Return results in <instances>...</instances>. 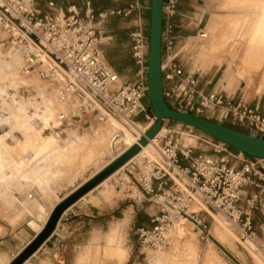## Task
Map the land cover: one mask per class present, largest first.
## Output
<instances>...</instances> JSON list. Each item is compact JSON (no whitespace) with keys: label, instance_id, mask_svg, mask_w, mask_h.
I'll return each mask as SVG.
<instances>
[{"label":"rangeland","instance_id":"obj_1","mask_svg":"<svg viewBox=\"0 0 264 264\" xmlns=\"http://www.w3.org/2000/svg\"><path fill=\"white\" fill-rule=\"evenodd\" d=\"M180 1H185L186 4L193 2V0H179L178 12ZM194 2H196L197 10L203 12L206 9L202 19L200 18L201 20H193L199 25L197 31L203 29L212 10L218 9L220 17L213 16L215 17V24L218 25V19L220 24L218 27L216 25V32L208 34L206 30L208 36L203 45L212 42L215 46V56L230 61L229 68H231L233 75H231L230 80L228 75V80L230 82L235 81V83L231 89L225 88L227 86L226 80H224L226 72L231 73L227 71L228 65L224 63L220 66L219 60H210L208 55L206 60L209 61L204 63V66L193 68V63L198 62L197 57L203 45L196 48L192 63L189 51H183L181 60L183 69L191 66V71L192 68L193 71H196L207 67L201 72L207 73L213 69V74L216 68L222 67L216 76V79L221 77L218 87L229 93L241 83L237 93L251 107H256L254 103L259 100L258 108L261 112L264 111V94H258L260 86V89L264 90L262 89V85L264 86V54H258V50H260L258 47L249 48L244 43V36L259 14L264 5V0H194ZM205 4L213 9L205 8ZM148 11L149 15L146 19L144 17V24L145 37L149 44L150 7ZM132 16L135 17V15L129 17ZM197 18L195 19L197 20ZM178 19L177 14L174 18L175 25L179 24ZM5 39V33L0 31V115L2 114L1 116H6L9 119V125L3 123L1 124L2 129H0V145L2 144L0 146V264L7 263L17 249H23L20 253L25 251L38 235L36 233L39 226L45 224L53 208L73 190L75 191L78 185L110 160L112 156L127 149V145H131L118 143L116 147L114 144L111 146L112 148H109L111 139L106 138L104 140L106 142H104L99 139V135L102 131L101 127L104 128L111 121L102 123L104 126L98 123V111L89 110L79 103L74 95L67 94L64 90L67 80L60 78L56 72L46 78H41L35 73L23 74L16 67V62L9 53ZM126 43H129V46ZM118 44L116 47L112 43L108 46L103 43L100 49L106 65L117 71L121 70V73L119 71L121 83H128L133 78V71L132 73L129 71L134 70L130 42L127 40ZM248 48L252 52V56L250 54L249 57L252 63L241 67L238 75L244 78L239 79L237 69L240 66V56L246 55ZM237 50L240 53L238 55L236 54ZM254 53L256 55L253 56ZM66 95L69 96V99ZM3 103L4 105H2ZM144 105L148 116L154 117L148 91L144 98ZM131 121L138 123L136 126L139 129L147 123L143 114H139ZM163 124L165 128L170 127L175 131L174 138L179 140V147L186 146L182 137L180 138V134L198 138L193 139L195 144L187 145L191 149L192 157L204 155L222 162L227 168L234 170H241L246 165L248 157L245 154L242 153L240 156L239 153L241 152L227 145V152L230 155L225 152L217 153L216 149L212 145L206 144L205 141L213 145H218L221 142L200 131L169 120L163 121ZM223 126L264 139V136L255 135L248 129L230 127L227 124ZM115 131L114 127L111 128L109 135L114 134ZM73 135L81 137L86 135L85 138L87 136L88 138L84 139L83 137L84 142L81 144L78 142L72 144L75 140L72 139ZM156 156V160H159L157 153ZM179 159L183 167L189 166L188 161L184 160L182 156ZM257 160V162L256 160L253 161L257 165L254 171L249 174L252 184L243 188L241 198V206L245 210L248 209L247 201L254 199L253 207L248 214L251 219V232L253 233L250 238L248 237L250 234L243 236L235 224L233 227L225 218H222V215L216 214V211L205 206L209 211L201 210L194 213L196 212L195 208H193L194 212L187 211V215L191 216L192 213L197 222L182 213L183 218L170 229L163 244L142 247L137 229H151L153 227L151 220L159 213L162 199L146 195L138 183V189L132 186L133 189L130 192H125L124 185H121L120 182L115 185V181L112 180L109 184L110 188L103 191V193L106 192L103 195L105 199L114 195L111 200L115 197L123 199L125 196L131 197L133 200L135 193L139 192L137 199L141 198L143 202L107 203L112 206L115 205V209H117L115 217L117 219L122 218L125 214L128 223L125 226L123 223H120L122 225L119 226L117 223L119 232L114 235L115 239L112 237L110 240L103 239L106 225L103 222L100 223L101 233L95 237V242L100 248L97 257L98 264H258L254 259L255 257L264 261V160ZM135 174H128V176L132 177ZM171 187L174 190L175 187L172 185ZM121 189L124 194L117 195L116 192L121 191ZM101 190L102 188L96 189L91 194H86L87 198L84 197L85 203H93L95 210L100 209L103 203L91 202V199L93 196L97 197ZM84 198L79 199L75 204L84 203ZM216 216L221 217L223 224L236 236L237 240L233 241L232 238L228 240L231 246L226 244V241L222 243L216 239L217 232L214 231L219 230L217 227L221 229L215 221ZM188 222L192 226L199 227L201 234L195 237L192 250L186 253L183 249V243H185L183 237L187 230L179 231L174 228L185 223L192 233H197L198 228H193ZM248 239L253 240L256 244V246L254 244L255 248L250 247V251ZM223 240L225 239L223 238ZM88 242L89 240L85 237L84 244ZM103 248H107L111 253L109 257L115 259L105 257L101 252ZM121 249L126 250V256L123 260L118 254ZM37 251L38 249L23 264H26Z\"/></svg>","mask_w":264,"mask_h":264},{"label":"built area","instance_id":"obj_2","mask_svg":"<svg viewBox=\"0 0 264 264\" xmlns=\"http://www.w3.org/2000/svg\"><path fill=\"white\" fill-rule=\"evenodd\" d=\"M178 3L179 0H163L162 7L161 79L165 104L173 111L264 136V113L258 106L251 107L242 98L232 100L222 93H203L197 78L184 71L181 60L186 50L178 47L174 24ZM52 7L48 3L42 9L36 0H0V31L6 35L8 50L19 55L21 71L37 72L39 77L46 78L62 70L67 80L66 91L77 96L89 109L98 111L100 122L109 117L132 122L131 119L143 114L147 123L153 124L155 118L148 116L144 105L148 91V42L142 0H131L127 9L111 13L123 17L135 15V25L129 35L133 78L120 85V75L102 57L100 47L104 42L95 27L96 17L89 1L85 0L83 14L75 6L69 7L65 14H55L50 12ZM106 16L100 13L97 18L104 20ZM199 37L205 39L206 34L200 32ZM45 66L47 70H43ZM161 129L164 133L154 138L159 162L151 165L130 162L126 166L127 174L136 173L138 185L146 195L162 199L159 213L151 220L153 227L137 229L141 246L163 244L166 233L183 218L182 213L197 222L192 213L187 215L197 199L223 213L243 236L250 234V238L253 233L248 214L254 199L247 201L245 210L241 198L243 188L252 184L249 174L258 160L248 158L241 170H234L204 155L192 157L189 146L179 147L173 129L165 128L164 124ZM205 143L212 145L217 153H228L223 143ZM180 156L188 161V167L181 165Z\"/></svg>","mask_w":264,"mask_h":264},{"label":"crops","instance_id":"obj_3","mask_svg":"<svg viewBox=\"0 0 264 264\" xmlns=\"http://www.w3.org/2000/svg\"><path fill=\"white\" fill-rule=\"evenodd\" d=\"M88 1L96 17L95 27L106 46L112 43L114 46L117 47L119 45L118 43L129 40V35L135 25V17L132 16L127 18V17H121L117 14L112 15L111 13H117L118 11H123L127 9L131 0H88ZM36 3L42 9L46 8L48 3H52L53 7L50 9V12L55 14H65L67 9L71 6H75L81 14H83L85 10V0H36ZM142 4L144 8L143 15L146 19L148 18L149 15L148 8L150 7V0H142ZM204 7L213 9L211 6H208L207 4H205ZM198 10L196 8V2H194V0L192 3L187 2V4L185 3V1H180L179 12H178L179 24L177 25V29H176V33L178 35L179 48L185 49V45L190 39L199 38L200 32L205 33L206 30L208 34L212 32H216L215 30L217 29L216 28L217 24H215L214 21L215 17L213 15L218 16V18L220 17L218 9L214 8L212 10V12L209 15L207 23L205 24L203 29L199 31H197L199 25L197 24V22L195 23L193 20L198 21L200 18L202 19V17L206 12V9L203 12L202 10L199 11ZM263 11H264V5L261 7L259 14L253 20L252 25L249 31L247 32L246 36H244V43H246L249 46V48L253 46L258 47L260 49L258 50V54L260 55L264 54V12ZM100 13H105L107 15L104 20H100L97 18V15ZM195 18H197V20ZM219 24L220 21L218 19L217 27L219 26ZM126 44L127 46H129V43ZM203 47L207 49L210 60H219L221 62V64H219L220 66H222L224 63L228 65L227 71L231 73L230 74L228 72L226 73L229 75V80H230L231 75H233L231 68H229L230 61L226 59H220L215 56V46L212 42H207V44L203 45L201 48ZM236 54L237 55L240 54L238 50ZM250 54L252 56L251 50L248 49L246 55L240 56L241 60L239 63L240 66L237 69V75L243 65H248L252 63L249 59ZM254 55H256V53H254L253 56ZM212 64H218V63H212ZM110 68L116 71L120 75L121 70L117 71L112 67ZM193 68H194V63H193ZM193 68L191 71V66L189 68L185 67L184 71L197 78L198 88L203 93L216 92V93H222L227 98L232 100L239 98L243 99V97L237 93L241 83L235 90L229 93L218 87L219 80L221 77L216 79V76L218 71L222 67L220 69L216 68L213 74H212L213 69L207 73L201 72L205 70L207 67L196 71H193ZM132 71L133 69H131L129 73H132ZM238 77L239 79L244 78V77H240L239 75ZM231 82L233 87L235 81H231ZM260 88L261 86L258 88V94H264V90L260 91L261 90ZM254 104L255 106H258L259 100L255 101ZM262 113H264L263 110ZM78 136L79 135H73L72 139H76L78 138ZM76 142L81 144L83 141H73L72 144ZM117 155L118 154L112 156L110 160L106 161L98 170L93 172L91 176H89L87 179H85V181H83L80 185H78V187L75 188V190L78 189L80 186L84 185L96 174H98L111 161H113V159ZM132 162H134V160ZM136 162H140V161L137 160ZM126 166L123 167L121 170H119L116 174H114L112 176L113 178L111 177L107 182L101 184L96 188V189L102 188V190L100 191V194L97 197L96 196L92 197L91 202L98 201L100 203H103L100 209L95 210L93 203H85L86 202L85 198L83 199L84 203H76L75 205H73L61 216L50 238L38 249V251L30 258L29 261L26 262V264H98L97 257L99 255L100 248L97 246L95 242V237L99 233H101L100 232L101 228L99 227L100 223L103 222L106 225L104 230L106 232H104V237H103L104 240L105 239L108 240L110 231L116 227L117 223L118 224L123 223V226L127 225L128 223V219L126 218L125 214H123L122 218L117 219L115 217V214L117 212V209H115V205L112 206L107 203H142L143 202V199L141 198L137 199L139 197V192L137 194L135 193V199L133 200L131 199V197H128L130 198L128 199L126 196L123 199H117L115 197L113 198V200L111 199L114 195L108 197V199H105L103 197V195L105 194V193L102 194L103 191H105L107 188L108 189L110 188L109 184L112 180L115 181V185L118 184L119 182L121 183V185H124L125 192H130L133 189L132 186L138 189L137 176L135 177L136 174L134 173L135 175L134 176L132 175V177L128 176V174H126V169H127ZM120 193H123L122 189L121 191L116 192L117 195ZM43 226L44 224L39 226L36 234L40 233ZM85 237L89 240L87 244H84ZM22 250L23 249H19V250L17 249V251L13 255L11 254L12 256L10 257V259H8L7 263L5 262V264H10L17 257V255L20 254ZM123 251L126 254V251L124 249ZM101 252L105 257H108V259H115L109 257L111 253L110 251H108L107 248H103Z\"/></svg>","mask_w":264,"mask_h":264},{"label":"water","instance_id":"obj_4","mask_svg":"<svg viewBox=\"0 0 264 264\" xmlns=\"http://www.w3.org/2000/svg\"><path fill=\"white\" fill-rule=\"evenodd\" d=\"M162 7L163 0H150L147 87L151 110L155 118L154 123L138 141L137 145H133L124 151L98 175L56 205L43 230L11 264H23L50 238L63 213L135 157L141 147L145 146L148 140L153 139L159 133L165 120L174 121L200 131L245 154L250 159L264 160V139L230 129L219 122L192 117L167 107L163 99L161 79Z\"/></svg>","mask_w":264,"mask_h":264},{"label":"bare ground","instance_id":"obj_5","mask_svg":"<svg viewBox=\"0 0 264 264\" xmlns=\"http://www.w3.org/2000/svg\"><path fill=\"white\" fill-rule=\"evenodd\" d=\"M264 12V11H263ZM205 34H206V38L205 39H201L200 37L199 38H196V39H190L187 43H186V45H185V49H187V51H189V53L191 54V63H192V61H193V59H194V55H195V51H196V48H198V47H200V45H203L206 41H207V32L205 31ZM211 45V44H210ZM212 46V45H211ZM211 48V47H210ZM249 49V48H248ZM9 53L11 54V56L14 58V61L16 62V67L21 71V60H20V57H19V55L16 53V52H14V51H10L9 50ZM207 55H208V52H207V49H205L204 47L202 48V50L199 52V54H198V57H197V59H198V62L196 63V64H194V68L196 69V68H198V67H201V66H204V63H206V62H208L207 60H206V58H207ZM47 66H45V67H43V70H47ZM198 70V69H197ZM22 72V71H21ZM23 74H25L24 72H22ZM38 74L37 72H33V73H30V74ZM56 73H57V75H59V77L60 78H64L65 79V76H64V72H62V70H56ZM239 74V73H238ZM224 80H226L225 82L227 83V86H225V88L227 89V90H229L231 87H232V82H230L229 80H228V74H226L225 75V79ZM66 83H67V81H66ZM120 84H122L121 83V81L119 82V85ZM37 89V88H36ZM262 89H264V86L262 85ZM64 90H65V92L67 93V94H71V95H74V94H72V93H70V92H68V91H66V85H65V88H64ZM262 91V90H261ZM53 96V95H52ZM56 97V96H55ZM66 97L69 99V96L68 95H66ZM74 97L77 99V101L79 102V103H81L82 105H84L85 106V104H83L79 99H78V97L77 96H75L74 95ZM14 99H15V97H13ZM11 101V100H10ZM8 103V102H7ZM2 105H4V103L2 104ZM7 105V104H6ZM86 107V106H85ZM4 108V107H3ZM29 108H30V106H29ZM86 108H88L89 109V107H86ZM35 109V108H34ZM17 110V109H16ZM26 110V109H25ZM90 110V109H89ZM2 111L4 112V110L2 109ZM1 111V112H2ZM23 112V111H22ZM18 113V112H17ZM8 114V113H7ZM2 115V114H1ZM0 115V129H2L1 128V124H8V121H9V119H8V117H6V116H1ZM20 116V115H19ZM21 117H22V115H21ZM27 118V117H26ZM25 118V119H26ZM24 120V119H23ZM107 121H111V123H108V124H106V126L103 128V127H101V129H102V131H101V134L99 135L98 133V135H99V139L101 140V141H104V140H106V138H108V139H111V141L109 142V148H112L111 146H113L114 144V146L116 147L117 145H118V143H124V144H131V145H127L128 146V148L127 149H129L130 147H132L133 145H137L138 144V141L145 135V133H146V131L152 126V124L151 123H147V124H145L144 126H141L142 128L141 129H139L136 125L138 124H136V123H133V122H130V121H128V120H126V119H124V118H122L121 120H116V119H114V118H112V117H109V118H107V119H105L103 122H100V121H98V123H106ZM154 123V122H153ZM9 125V124H8ZM103 125V124H102ZM25 126V125H24ZM104 126V125H103ZM8 127V126H7ZM115 128L116 129V131H115V133L114 134H112V135H109L110 134V132H111V128ZM98 131H99V129H98ZM164 133V129H160V131H159V133L156 135V136H158V135H162ZM12 134V133H11ZM116 135V136H115ZM86 136V135H85ZM85 136L83 135V137H84V139H86V138H88V136L85 138ZM114 136V137H113ZM1 137V136H0ZM83 137H81V136H78V138H76L74 141H83L84 142V139H83ZM113 137V138H112ZM155 138V137H154ZM151 139V140H148V142H147V144L145 145V146H142L141 147V149H140V151H139V153L135 156V157H133L130 161H128L124 166H122L119 170H121L123 167H125L127 164H129L130 162H132L133 160H134V162H136L137 160H139L140 162L139 163H142V162H146V164H149V165H151V164H153V163H156V162H159V160L157 159L156 160V158H155V156H156V153H157V155H158V157H160V155H159V150H158V147L156 146V141H155V139ZM182 139L184 140V144L187 146V145H189V144H195L196 142H195V140H193V139H195V138H191V137H189V135H187V134H183L182 135ZM114 141H115V143H114ZM104 142H106V141H104ZM4 143V142H3ZM2 145V144H1ZM0 145V146H1ZM4 145V144H3ZM120 146V145H119ZM126 146V147H127ZM127 149H124V151H126ZM155 151H154V150ZM117 150V149H116ZM124 151H122V152H120L116 157H118L119 155H121ZM154 153H155V156H154ZM116 157L114 158V159H116ZM157 157V156H156ZM114 159H113V161H114ZM112 162V161H111ZM110 162V163H111ZM109 163V164H110ZM108 164V165H109ZM107 165V166H108ZM106 166V167H107ZM105 167V168H106ZM104 168V169H105ZM103 170V169H102ZM101 170V171H102ZM118 170V171H119ZM100 171V172H101ZM118 171H116L114 174H116ZM99 172V173H100ZM98 173V174H99ZM98 174H96V175H98ZM113 174V175H114ZM95 175V176H96ZM113 175H111L109 178H107L106 180H104L101 184H104L105 182H107ZM94 176V177H95ZM93 177V178H94ZM113 178V177H112ZM92 179V178H91ZM90 179V180H91ZM89 180V181H90ZM89 181H87V182H89ZM86 182V183H87ZM85 183V184H86ZM101 184H99L98 186H100ZM97 186V187H98ZM81 187V186H80ZM79 187V188H80ZM96 187V188H97ZM78 188V189H79ZM96 188H94L93 190H95ZM77 190V189H76ZM75 190V191H76ZM92 190V191H93ZM75 191H73V192H75ZM92 191H90L87 195H89ZM72 192V193H73ZM104 193H106V192H104ZM103 193V194H104ZM109 193V192H108ZM69 195H71V194H69ZM68 195V196H69ZM105 195V194H104ZM67 196V197H68ZM84 197H86V196H84ZM83 197V198H84ZM104 197V196H103ZM66 198V197H65ZM63 201V200H62ZM61 201V202H62ZM60 202V203H61ZM55 208V207H54ZM53 208V209H54ZM193 208H195L194 210H196V212H194L193 211ZM201 210H204V211H209L206 207H205V205L204 204H202L198 199L196 200V202L191 206V207H189V212H194V213H198L199 211H201ZM53 211V210H52ZM52 213V212H51ZM51 213H50V215H49V218H50V216H51ZM216 214H220V215H222V218H225L233 227H235V225H234V223L233 222H230L226 217H225V215L223 214V213H221V212H219V211H216L215 212ZM212 215V214H211ZM214 217V216H213ZM48 218V219H49ZM48 219H47V221H48ZM222 219H221V217L220 218H218L217 216H216V218H215V221H216V223L218 224V226L219 227H221V229L220 228H218L217 227V229H219L218 231H214V232H217L216 233V235H215V237H216V239L218 240V241H220V242H222V243H224L225 241H226V244H229L228 243V240H230L231 238L233 239V241H235V240H237V238H236V236L233 234V232H231L230 231V229H228V227H226L224 224H223V222L221 221ZM225 220V221H226ZM47 221L45 222V224H44V226L46 225V223H47ZM226 221V222H227ZM189 223V222H188ZM189 224H191V223H189ZM44 226H43V228H44ZM119 226H121L120 224H119ZM191 226H192V224H191ZM193 228H198V230H197V233H192L191 232V230H190V228L189 227H187V225L184 223L183 225H181L180 226V224L178 225V226H176L174 229H176L177 228V230H179V231H182L183 229L184 230H187V232H186V235L183 237L184 238V240H185V243H183L184 245V247H183V249H185V251L184 252H188V251H191L192 250V246H193V244H194V240H195V237H197L198 235H200L201 234V230L199 229V227H196V226H192ZM43 228H42V230H43ZM215 230H217L216 228H214ZM41 230V231H42ZM220 230H222L221 232H220ZM40 231V232H41ZM117 232H119V230H118V225L114 228V229H112L111 231H110V234H109V237H108V240H110V239H112V237L114 238V235H116V233ZM170 232V230L166 233V235L165 236H167V234ZM223 238L225 239V240H223ZM115 239V238H114ZM115 241V240H114ZM247 241H249V251H250V247H252V248H255V246H256V244H255V242L253 241V240H251V239H248ZM246 241V242H247ZM108 242V241H107ZM111 242V241H110ZM231 242V244H232V241H230ZM109 243V242H108ZM225 244V245H226ZM254 244H255V246H254ZM230 245V244H229ZM231 246V245H230ZM181 249V248H180ZM253 250V249H252ZM126 251V250H125ZM190 253V252H189ZM118 254L120 255V257H122V260L125 258V256H126V254H125V252L121 249V250H119L118 251ZM254 255V254H253ZM209 256V255H208ZM212 256V255H211ZM210 257V256H209ZM255 257V256H254ZM254 259H256V261L258 262V264H264V261H262V260H260V259H258V258H254ZM211 260V259H210ZM152 261V260H151ZM209 263V262H208Z\"/></svg>","mask_w":264,"mask_h":264}]
</instances>
